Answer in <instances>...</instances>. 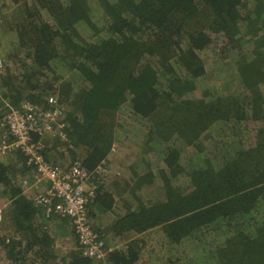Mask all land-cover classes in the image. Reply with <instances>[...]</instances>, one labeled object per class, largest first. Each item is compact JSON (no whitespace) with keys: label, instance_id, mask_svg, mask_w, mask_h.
I'll return each mask as SVG.
<instances>
[{"label":"trees","instance_id":"obj_1","mask_svg":"<svg viewBox=\"0 0 264 264\" xmlns=\"http://www.w3.org/2000/svg\"><path fill=\"white\" fill-rule=\"evenodd\" d=\"M0 42L14 64L0 75V114L58 99L66 138L42 139L41 153L80 161L88 219L121 243L102 260L84 256L69 220L23 194L33 173L15 151L0 160L3 259L264 264V0H2ZM116 125L141 148L128 177L109 170ZM52 220L75 240L67 254Z\"/></svg>","mask_w":264,"mask_h":264},{"label":"built area","instance_id":"obj_2","mask_svg":"<svg viewBox=\"0 0 264 264\" xmlns=\"http://www.w3.org/2000/svg\"><path fill=\"white\" fill-rule=\"evenodd\" d=\"M4 69L0 53V75ZM48 102L51 109L47 110L25 101L20 105L6 106L0 114V157L5 158L15 151L24 155L34 176L31 182L24 179V191L27 190V195L35 203L45 207L46 216L57 215L69 220L84 256L102 260L112 248L94 231L86 214V203L93 193L87 171L80 161L61 167L46 160L41 153L45 147L42 139L66 138L64 106L53 95L48 96ZM36 137L38 142L33 140Z\"/></svg>","mask_w":264,"mask_h":264},{"label":"rangeland","instance_id":"obj_3","mask_svg":"<svg viewBox=\"0 0 264 264\" xmlns=\"http://www.w3.org/2000/svg\"><path fill=\"white\" fill-rule=\"evenodd\" d=\"M5 2L7 3V0H5ZM1 4H2V0H0V5ZM2 11L3 12L4 11L7 12V11H10V9H2ZM2 23L3 22L1 21V24ZM6 36H7V34H6ZM7 38H9V36L6 37L5 39H7ZM0 44H1V42H0ZM8 64H9L8 66L5 65V68L9 67V66L14 67V64L13 65H12V63H8ZM16 69L17 68L15 66V70L14 71H16ZM4 72H5V69H4ZM121 117H125V116L123 114H121V113H118V115H116V117H115V119H116L115 123L116 124H120V127L124 126L127 123V122H125L126 120L121 118ZM120 127L118 125H116L117 132H122L121 131L122 127H121V129H120ZM132 134H133L132 132L127 131V129H126V132H122L121 136L119 135L118 137H116V141L114 142L113 147H112V156L110 158V160H111L110 162L112 164L109 167V170L111 172L114 171V170H118L116 172V174L120 175V176L128 177V175H129L128 174L129 173L128 165L130 164V159L132 160V157L135 156L134 152L141 151V148L139 146H137L139 144L137 143V141H135V139H134ZM203 135H204V133L202 134V136ZM122 136H124V137H122ZM1 159H3V157H0V160ZM60 159H62V158H60V156H58V155L53 157V160L56 161V164H58L59 166L62 165V164H66L65 160L62 159L60 161ZM134 159H135V157H134ZM5 161H8V159H6ZM109 174L113 175L112 173H109ZM28 177L31 178L30 176H28ZM28 177H25V179H27L29 181ZM32 178H34V176H32ZM23 181L20 183V186L22 188H24L23 186L26 187V184L23 183ZM29 182H31V181H29ZM22 190H23V194H27L28 193L27 190H25V191H24V189H22ZM40 191H42V190H40ZM144 194H145V192H144ZM3 200H0V236H1V234H5V233L7 234L10 231V223H9V221L7 219L8 217H4L3 216V208H4V204L3 203L5 202ZM103 218H105V220H106L105 223H107L109 220H111L110 218H112V217L110 215L105 214V216H103ZM55 221L59 222L61 220H56L55 219ZM66 223L67 222L64 221L63 222L64 225L62 224V227L59 228L61 230V233L58 236H60L61 234H63L62 232H65V230H67L68 225H66ZM52 224H53V222H49L46 227L49 229V228H51V226H48V225H52ZM105 225H103V226L105 227ZM54 227H55V225H54ZM1 231H3V232H1ZM48 233L50 235L52 234L50 232V229H49ZM107 239H108L107 244L111 248L118 247L121 244L120 242H118V240H119L118 238L112 237L111 235H110V238L108 237ZM55 240H56L55 241L56 251L60 255L67 254L70 249L74 248V241H73L74 239L73 238H71V239H70V237L64 238V236H63L60 240H57V239H55ZM1 251H0V264H12L11 262H9V260L3 259V252H1Z\"/></svg>","mask_w":264,"mask_h":264},{"label":"crops","instance_id":"obj_4","mask_svg":"<svg viewBox=\"0 0 264 264\" xmlns=\"http://www.w3.org/2000/svg\"><path fill=\"white\" fill-rule=\"evenodd\" d=\"M27 195V194H26ZM28 196V195H27ZM29 197V196H28ZM30 198V197H29ZM49 222H53V224L52 225H48V226H51V228H49L50 229V232L52 233L51 235H52V237H56L57 238V240H60L63 236H64V238H68V237H70L69 235H68V231L67 230H65V232H62L63 234H61L60 236H58L60 233H61V230L59 229V226H55L54 227V225H55V222L54 221H49ZM48 222V223H49ZM47 223V224H48ZM54 230V231H53ZM73 238V237H72ZM73 241H75V240H73Z\"/></svg>","mask_w":264,"mask_h":264}]
</instances>
